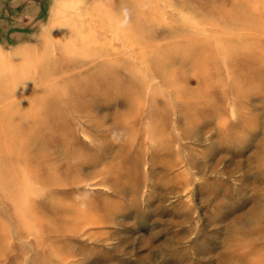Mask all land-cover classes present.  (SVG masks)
Listing matches in <instances>:
<instances>
[{"label":"rangeland","instance_id":"1","mask_svg":"<svg viewBox=\"0 0 264 264\" xmlns=\"http://www.w3.org/2000/svg\"><path fill=\"white\" fill-rule=\"evenodd\" d=\"M0 264H264V0H0Z\"/></svg>","mask_w":264,"mask_h":264},{"label":"bare ground","instance_id":"2","mask_svg":"<svg viewBox=\"0 0 264 264\" xmlns=\"http://www.w3.org/2000/svg\"><path fill=\"white\" fill-rule=\"evenodd\" d=\"M146 15H149L150 17L153 16L151 15V11H145ZM138 55L141 54L139 51L136 52ZM82 63V62H81Z\"/></svg>","mask_w":264,"mask_h":264}]
</instances>
